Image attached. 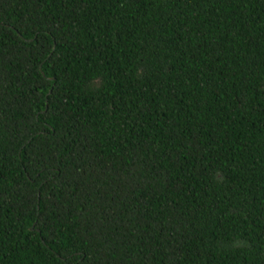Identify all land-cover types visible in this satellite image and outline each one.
<instances>
[{"label": "trees", "instance_id": "trees-1", "mask_svg": "<svg viewBox=\"0 0 264 264\" xmlns=\"http://www.w3.org/2000/svg\"><path fill=\"white\" fill-rule=\"evenodd\" d=\"M0 264H264V0H0Z\"/></svg>", "mask_w": 264, "mask_h": 264}]
</instances>
